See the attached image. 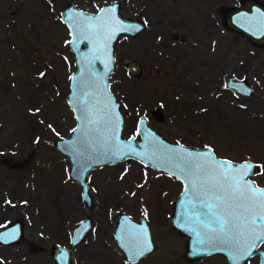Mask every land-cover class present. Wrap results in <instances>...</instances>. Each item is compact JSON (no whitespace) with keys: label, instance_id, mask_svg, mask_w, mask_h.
Instances as JSON below:
<instances>
[{"label":"rangeland","instance_id":"rangeland-1","mask_svg":"<svg viewBox=\"0 0 264 264\" xmlns=\"http://www.w3.org/2000/svg\"><path fill=\"white\" fill-rule=\"evenodd\" d=\"M109 1L0 0V150L14 161L30 156L21 170L0 166V201L9 195L25 202L11 206L6 200L3 207L20 216L23 208L25 236L40 246L34 253L23 245L0 251L13 256L0 264H54L50 246H66L71 229L87 215L67 161L53 147L74 124L65 103L73 61L59 11L71 3L95 12ZM116 1L122 15L144 22L138 35L118 37L114 45L109 87L119 104L123 136L137 138L135 121L144 115L169 141L208 146L217 157L256 164L259 174L250 178L264 186V45L252 46L223 27L219 9L237 0ZM125 57L140 64V77L125 71ZM230 76L244 78L252 93L228 91L224 80ZM159 106L163 115L156 121L150 110ZM86 182L92 228L72 251L71 264H128L112 237L110 212L143 218L149 226L154 249L135 264L221 263L218 255L182 258L185 237L169 222L172 200L181 190L173 177L126 159L89 171ZM2 216L7 211H0Z\"/></svg>","mask_w":264,"mask_h":264},{"label":"water","instance_id":"water-1","mask_svg":"<svg viewBox=\"0 0 264 264\" xmlns=\"http://www.w3.org/2000/svg\"><path fill=\"white\" fill-rule=\"evenodd\" d=\"M59 15L68 31L67 46L73 55L74 67L69 76L65 103L71 112L74 125L66 137L53 141V147L69 164V178L78 186L79 197L87 209V215L72 228L66 246L58 244L50 246L49 256L53 263L71 264L72 251L92 228L89 213L93 209V200L88 190L86 174L96 168L116 165L126 159H133L151 169L172 176L180 183V193L171 207L170 226L176 233L186 237L183 259L193 261L209 255H219L224 258V264H233V259L229 256L231 252L238 257L236 264H247L248 259L253 256L259 258L257 264H264V248H260V245L264 243V238H256L264 231V225H261L259 219L254 226L251 224V217L264 214L259 208H252L247 213L249 217L247 227L244 234L238 238V243L234 248L216 245L219 250H212L213 245L210 243L198 244L192 226L185 221V215L190 212L186 201L194 198L193 193L185 192L187 187L185 180L170 174L169 166L158 159H148L144 155L147 150L145 136L148 137V141H156L164 148L176 151L187 150V153L192 156L206 153L210 148L186 146L168 141L148 126L144 116H140L135 124L137 139L132 135L128 137L122 135L123 121L119 104L109 89V78L115 69L114 44L119 36L133 38L138 35L144 28L143 21L121 15L120 3L116 0L102 3L96 12L84 11L74 7L71 3H65ZM219 15L223 27L228 31L243 37L252 46L262 47L264 45V3L258 0H237L235 5L220 8ZM91 17L95 19H90ZM174 37L178 42L183 40L181 34H176ZM122 67L132 78H138L141 75L140 64L131 57H125L122 60ZM224 84L230 92L239 96L246 97L252 93L251 87L244 78L238 79L230 76L224 80ZM150 115L154 120L161 121L163 115L161 106L150 110ZM89 120H94L95 123H89ZM73 129L76 131H72ZM112 136L115 139L109 140L108 138ZM82 141H90L95 147L90 151L85 150ZM109 148L116 154L109 155ZM211 154L214 155L213 152ZM29 158L28 155L20 162L0 154V164L8 168L21 167ZM216 159L232 162L234 166L243 162L255 165L249 161H230L219 157ZM258 172V167H254L245 179L258 190H264V186L256 185L250 178ZM201 198L215 203L210 197L202 195ZM256 199L258 200L259 197L257 196ZM214 210L226 216L229 214V210L223 207ZM108 217L114 221L112 228L114 242L123 252L128 264L137 263L153 251L154 245L146 220L142 218L133 220L120 212H110ZM15 226L13 223L0 231L1 244L5 242L8 244L4 238L13 229L17 232V226ZM195 231L200 232L201 236L205 234V229L199 225L195 226ZM149 246L150 251L146 250ZM37 247L36 244L31 243V252H35ZM142 249H144L142 255H135Z\"/></svg>","mask_w":264,"mask_h":264},{"label":"snow or ice","instance_id":"snow-or-ice-1","mask_svg":"<svg viewBox=\"0 0 264 264\" xmlns=\"http://www.w3.org/2000/svg\"><path fill=\"white\" fill-rule=\"evenodd\" d=\"M90 19H95V17ZM40 75L43 76L44 73H40ZM88 122L95 123L94 120ZM72 131L75 132L76 129ZM108 139L114 140L115 137L112 136ZM145 141L147 150L144 155L148 159H158L161 163L169 166L170 174L185 180L187 184L185 192L193 193L194 198L186 201L190 212L185 215V221L192 226V230L197 236V243H210L213 245L212 250H219L216 245L234 248L238 243V238L244 234L247 227L249 219L247 213L252 208H259L260 212L264 213V190H258L245 179L252 169L258 166L248 162L234 166L232 162L217 160L211 154V149L206 153L192 156L187 153V150L167 149L156 141H148L147 136H145ZM82 145L85 150L89 151L95 147L90 141H82ZM108 154L115 155L116 153L109 148ZM202 195L214 199L215 203L202 199ZM219 207L228 209L229 214L226 216L214 210ZM257 219L261 225H264V214L259 217H251L253 226L257 223ZM196 225L205 229L203 236L200 232L195 231ZM256 238H264V231ZM146 250L150 251V246ZM143 251L144 249L135 255H142ZM229 256L233 259V264H236L238 257L231 252H229Z\"/></svg>","mask_w":264,"mask_h":264},{"label":"flooded vegetation","instance_id":"flooded-vegetation-1","mask_svg":"<svg viewBox=\"0 0 264 264\" xmlns=\"http://www.w3.org/2000/svg\"><path fill=\"white\" fill-rule=\"evenodd\" d=\"M51 2V1H50ZM121 6V5H120ZM60 13V11H59ZM60 19V18H59ZM61 21V20H60ZM62 23V22H61ZM181 43V42H180ZM68 48V46H67ZM69 50V49H68ZM70 52V51H69ZM71 53V52H70ZM71 56H72V61H73V55L71 53ZM146 118V116H145ZM136 122V121H135ZM146 122H147V118H146ZM148 124V122H147ZM150 127V126H149ZM151 128V127H150ZM153 129V128H151ZM154 130V129H153ZM156 131V130H154ZM157 132V131H156ZM3 150V151H2ZM0 150V154L3 155L4 157L6 158H10L12 160H15L16 158H13V157H10L6 151L4 149ZM5 151V152H4ZM28 156V155H27ZM30 159V158H29ZM18 161V160H17ZM23 161V160H21ZM26 164V162H25ZM25 164L24 166L22 167H16L15 169L17 170H21L25 167ZM4 164H0V166H2ZM5 166V165H4ZM6 167V166H5ZM8 201L7 205L10 204L11 206H14V205H21V206H24L26 205L25 202L21 199H18L16 201L13 200V198H11L9 195L7 198H4L2 199V201H0V205H1V208H0V211H7V216H2L1 219H0V231L3 230L4 228H6L7 226L11 225L14 223V226L16 225L17 226V232H14L15 230L13 229L10 233H8V235L4 238V241H8V244H5L7 242H5L4 244H1L0 243V251L1 254H6V251H8L9 248H19V250H22L21 249V246L23 245V247L25 248L23 251H27V253H32L31 252V248H30V244H31V241L29 240V237L25 236V234L27 233L26 232V222L28 220V215L27 213H24L22 212V209H21V215H18V214H15V212H11V210H6L5 207H3V205H5L6 203H4V201ZM172 204H173V200H172V203H171V207H172ZM12 209H16V207H12ZM170 213H171V210H170ZM170 219V217H169ZM15 226V227H16ZM19 229V230H18ZM14 237V238H13ZM185 240H186V237H185ZM38 246V245H37ZM40 247V246H38ZM261 247H264V244L261 245ZM36 249V248H35ZM23 251L20 253L21 254H25L23 253ZM37 251V250H36ZM35 251V252H36ZM20 252V251H19ZM34 253V252H33ZM10 258H13V256H6V257H3L0 255V261L1 262H4L5 260H8ZM250 259H254V262L253 263H249L247 262V264H257L258 263V260L259 258L257 256H254ZM249 259V260H250ZM248 260V261H249ZM220 264H224V258L222 257V261Z\"/></svg>","mask_w":264,"mask_h":264}]
</instances>
